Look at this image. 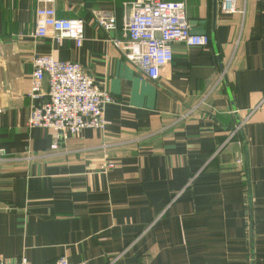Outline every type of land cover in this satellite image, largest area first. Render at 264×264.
<instances>
[{"label":"crops","instance_id":"1","mask_svg":"<svg viewBox=\"0 0 264 264\" xmlns=\"http://www.w3.org/2000/svg\"><path fill=\"white\" fill-rule=\"evenodd\" d=\"M172 1L209 42H173L152 81L110 41H126L135 0H0L1 259L264 264V0H237L236 14L219 0ZM43 5L85 21L80 48L33 36ZM94 12L112 13L116 29H100ZM34 54L75 61L110 92L103 131L52 150L51 131L29 126L47 99L29 95Z\"/></svg>","mask_w":264,"mask_h":264},{"label":"built area","instance_id":"2","mask_svg":"<svg viewBox=\"0 0 264 264\" xmlns=\"http://www.w3.org/2000/svg\"><path fill=\"white\" fill-rule=\"evenodd\" d=\"M49 3L53 0H44ZM221 12L238 13L237 0H219ZM125 24L122 39H111L113 46L124 59L139 70L149 80L159 77L161 67L168 65L173 58L171 44L182 42L186 46L204 48L209 36L192 33L186 16L185 4L172 0H135L125 4ZM97 26L106 33L117 27V19L112 13L94 12ZM33 36L38 39L53 37L56 40L71 39L80 48L85 41V21L80 18H59L53 6L37 7L34 13ZM31 92L32 98L47 97L43 103L32 107L28 117L32 128L48 129L52 133L51 149H57L70 135H78L87 128L104 130V112L113 103L110 92L100 87L75 61H59L52 55L34 54L32 58ZM227 70L222 69L221 78ZM48 80V91L42 88ZM243 123L230 133L234 135ZM33 158L35 156H32ZM39 157V156H37ZM35 157V158H37ZM241 165V160L236 161ZM108 164L107 167H112ZM0 264H31L21 260H4ZM53 264H70L64 256L57 257Z\"/></svg>","mask_w":264,"mask_h":264}]
</instances>
